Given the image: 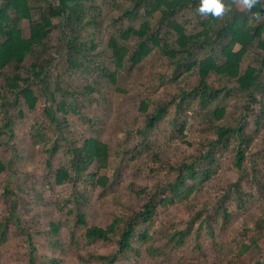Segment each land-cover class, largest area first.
<instances>
[{
  "label": "rangeland",
  "instance_id": "obj_1",
  "mask_svg": "<svg viewBox=\"0 0 264 264\" xmlns=\"http://www.w3.org/2000/svg\"><path fill=\"white\" fill-rule=\"evenodd\" d=\"M85 6V20L101 21L102 33L95 39L98 46L94 52L98 63L92 62L86 71L68 64L65 31L57 20L49 37L52 57L57 59L50 74L55 81L61 77L64 88L83 91L85 85H96L99 90L89 96L74 92L76 100L69 99L72 107L66 113L58 112V123L46 115L49 104L43 98L34 110L23 99H12L13 107L6 112L7 107L0 102V127L4 129L0 136V224H4L0 238L5 233L0 242V264H30L28 234L37 251L34 264H106L95 256L118 248L125 224L121 223L111 241H89L87 228L107 227L116 216L140 211L149 197H139L138 189L149 186L154 191L169 184L176 175L171 166L194 160L207 149V138L216 137L210 130L209 112L198 100L183 101V92H192L197 86V75L179 74L163 52L154 50L142 63L126 67L119 72L116 85L104 77L110 72L106 68L117 71L109 42L123 28L113 21L121 11L111 0H90ZM180 18L196 23L190 11L181 13ZM20 27L28 36L30 23L25 21ZM255 58L251 48L241 70L257 66ZM210 81L216 87L233 86L214 76ZM3 84L0 78V86ZM240 96L222 94L210 108L224 106L225 121L235 125L239 114L227 115L239 107ZM146 99L152 100L150 111L158 103L170 104L168 116L147 136L151 147L138 132L146 119L141 110ZM260 107L257 105L245 119L251 143L246 151L250 159L243 169L232 165V144L219 150L215 172L200 186L195 206L188 199L160 205L150 223L139 225L135 249L116 264H264V121L259 125L254 122ZM8 120L11 123L4 126ZM184 124L186 140L192 145L180 134ZM39 132L43 139L38 138ZM89 139L108 147L106 168L103 161L95 159L84 167L80 156L74 154V149ZM124 149L134 152L117 153ZM60 169L69 174L63 182L56 180ZM103 176L107 179L102 180ZM225 210L229 218H225ZM187 228L190 234L184 244L171 238L173 232ZM144 230L154 239H141ZM253 240L257 246L240 254L242 244Z\"/></svg>",
  "mask_w": 264,
  "mask_h": 264
},
{
  "label": "trees",
  "instance_id": "obj_2",
  "mask_svg": "<svg viewBox=\"0 0 264 264\" xmlns=\"http://www.w3.org/2000/svg\"><path fill=\"white\" fill-rule=\"evenodd\" d=\"M89 1L0 0V78L4 82L0 86V102L7 107L6 112L13 107L10 104L12 99L17 102L23 99L28 108L34 110L37 102L43 98L49 104L45 108L46 115L58 123V112L66 113L72 107L69 99L76 100L74 92L89 96L99 90L96 85H85L83 91L64 88L61 77L55 81L50 74L57 59L52 57L49 37L57 20L65 31L64 51L68 64L86 71L92 62L98 63L94 52L98 46L95 39L102 33L101 21L85 20V4ZM111 1L114 8L121 11L119 17H113V21L119 22L123 28L109 42L117 71L106 68L110 72L104 77H110L116 85L119 72L126 67L142 63L154 50L163 52L177 71L181 72L179 74L197 75V86L192 92H183V101L192 98L198 100L200 106L209 112L208 116L213 123L210 130L216 137L207 138V149L194 160H184L178 166L172 165V172L176 175L169 184L154 191H150L149 186L138 189L139 197H149L140 211L131 216H116L107 227L92 225L87 228L86 237L89 241H111L121 223L125 224L118 248L113 253L95 256L106 264H116L127 256L128 251L135 249L134 241L139 225L150 223L157 215L160 205H172L178 200L188 199L195 206L200 186L211 179L215 172L213 166L219 150L232 144V165L235 169L242 170L244 162L250 159L246 151L251 143V137L245 131L248 124L245 119L260 105L254 122L259 125L264 121V10L261 11L259 5L251 12H244L240 10L238 0H225L228 11L222 17L214 18L201 16L196 12L198 0H127L129 4L121 0ZM187 11L195 16L196 23L180 18V14ZM25 21L30 23L28 36L20 27ZM136 21L140 22L139 26L134 25ZM191 24L195 25L194 29L189 28ZM133 44L136 45L131 47ZM236 47L238 49L235 50ZM251 48L254 49L257 66L247 65L242 71L241 64ZM25 64H30V67ZM212 76L222 82L232 83L233 86L216 87L210 81ZM233 93L241 95L239 107L234 109V113L227 115L230 118L235 113L239 114H235V125L225 121L224 106L213 110L210 108L222 94L228 96ZM151 105L150 99L142 103L141 110L146 119L138 129L148 147H151V141L147 136L165 120L170 108L169 103H158L150 111ZM179 107L182 109L181 105ZM10 123L11 120H8L4 126ZM3 130L0 127V136ZM185 131L184 124L180 134L185 142L192 145L186 140ZM37 136L43 139L44 135L39 132ZM73 152L80 156L84 167L94 159L103 161V168L108 166V147L98 140H86ZM133 152L132 149H124L117 153L129 155ZM68 175L67 169H60L56 180L63 182ZM105 179L107 177L103 176L102 180ZM229 217L230 213L225 210V218ZM79 221L85 223L83 218ZM2 227L3 223L0 224V230ZM189 230H177L170 236L178 244H184L186 236L190 234ZM211 233L213 234L212 231ZM4 236L5 233L2 232L0 242L4 241ZM140 237L146 241L154 239L149 230H144ZM28 241L32 247L29 262L34 264L37 251L30 234ZM254 246H257L256 240L251 244H242L240 254L248 252ZM54 263L59 264L57 261ZM256 264L263 263L258 261Z\"/></svg>",
  "mask_w": 264,
  "mask_h": 264
},
{
  "label": "clouds",
  "instance_id": "obj_3",
  "mask_svg": "<svg viewBox=\"0 0 264 264\" xmlns=\"http://www.w3.org/2000/svg\"><path fill=\"white\" fill-rule=\"evenodd\" d=\"M238 3L244 12H251L257 5L264 10V0H238ZM227 11L225 0H198L196 5V12L201 16L222 17Z\"/></svg>",
  "mask_w": 264,
  "mask_h": 264
}]
</instances>
